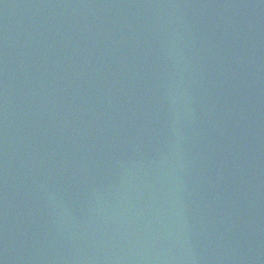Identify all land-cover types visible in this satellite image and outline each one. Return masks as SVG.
<instances>
[{"label":"water","instance_id":"obj_1","mask_svg":"<svg viewBox=\"0 0 264 264\" xmlns=\"http://www.w3.org/2000/svg\"><path fill=\"white\" fill-rule=\"evenodd\" d=\"M0 264H264V0H0Z\"/></svg>","mask_w":264,"mask_h":264}]
</instances>
